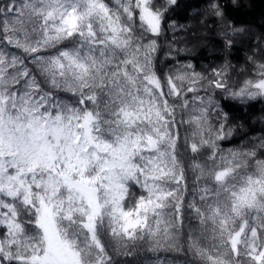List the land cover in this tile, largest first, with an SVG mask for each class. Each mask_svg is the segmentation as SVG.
I'll list each match as a JSON object with an SVG mask.
<instances>
[{
	"label": "snow or ice",
	"instance_id": "obj_1",
	"mask_svg": "<svg viewBox=\"0 0 264 264\" xmlns=\"http://www.w3.org/2000/svg\"><path fill=\"white\" fill-rule=\"evenodd\" d=\"M177 3L0 0V264H120L140 245L152 264H264V134L222 148L207 78L158 75ZM255 71L208 86L264 101Z\"/></svg>",
	"mask_w": 264,
	"mask_h": 264
},
{
	"label": "trees",
	"instance_id": "obj_2",
	"mask_svg": "<svg viewBox=\"0 0 264 264\" xmlns=\"http://www.w3.org/2000/svg\"><path fill=\"white\" fill-rule=\"evenodd\" d=\"M213 4L220 6L223 18L214 14ZM208 7L211 10L205 17L194 15ZM192 23L194 26L189 28ZM221 28L228 35L234 29L246 30V33L240 38H223ZM156 39L160 46L158 75L166 76L181 65L191 63L196 72L207 78L204 81L207 91L200 95L212 96L227 114L226 129L232 130L230 139L221 142L222 148L240 147L249 139L264 134V101L240 104L228 99L223 90L208 86L209 80L216 79L214 70L225 74L224 80L230 89L238 88L246 79H257L256 63H264V45L261 44L264 40V0H178L166 13L162 35ZM184 42L193 45L189 53ZM215 117L214 112L213 123L218 124ZM136 252L135 257L117 256L116 259L120 264H125L126 259H134L136 264H152L153 254L146 251V245L138 246Z\"/></svg>",
	"mask_w": 264,
	"mask_h": 264
},
{
	"label": "rangeland",
	"instance_id": "obj_3",
	"mask_svg": "<svg viewBox=\"0 0 264 264\" xmlns=\"http://www.w3.org/2000/svg\"><path fill=\"white\" fill-rule=\"evenodd\" d=\"M209 10H211L210 9V7H208L207 9H202L201 11H200V13H194V15L195 16H200V17H205L206 16V14H208V11ZM213 10V9H212ZM194 25H193V23L192 24H190V26H188L189 28L191 27H193ZM222 29V28H221ZM234 33V34H233ZM245 33H246V30H244V31H235V32H232V34L231 33H229V35L224 31V29H222V30H220V35H221V37H228V36H231V37H235V38H240V37H242V36H244L245 35ZM201 41V40H200ZM183 45L184 44H186V50H187V53H189L190 51H189V47H192L193 45L192 44H190V43H187V42H184V43H182ZM181 44V45H182ZM256 56H257V54H256Z\"/></svg>",
	"mask_w": 264,
	"mask_h": 264
}]
</instances>
